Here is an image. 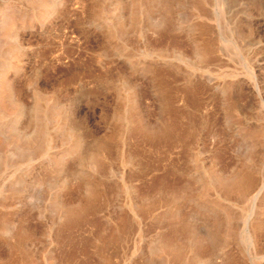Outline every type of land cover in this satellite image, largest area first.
Wrapping results in <instances>:
<instances>
[{
	"label": "rangeland",
	"instance_id": "374dc122",
	"mask_svg": "<svg viewBox=\"0 0 264 264\" xmlns=\"http://www.w3.org/2000/svg\"><path fill=\"white\" fill-rule=\"evenodd\" d=\"M58 1L0 0L15 28L0 87L31 105L18 117L0 101V132H32L34 91L85 119L107 157L100 174L55 164L69 144L46 146L53 124L33 153L0 136V264H264V0Z\"/></svg>",
	"mask_w": 264,
	"mask_h": 264
},
{
	"label": "bare ground",
	"instance_id": "6f19581e",
	"mask_svg": "<svg viewBox=\"0 0 264 264\" xmlns=\"http://www.w3.org/2000/svg\"><path fill=\"white\" fill-rule=\"evenodd\" d=\"M58 1V0H57ZM115 1V0H114ZM152 1V0H151ZM160 1V0H159ZM162 1V0H161ZM59 3H57V4H60V1H58ZM116 2H118V0H116ZM121 2V1H120ZM138 2H140V1H138ZM145 2V1H144ZM146 2H147V0H146ZM155 2V0L154 1H152V3H154ZM158 2V1H157ZM162 2H164V1H162ZM56 3V2H55ZM106 3V2H105ZM127 3V2H126ZM161 3V2H160ZM113 4V3H112ZM147 3H145V4H141V6L142 7H144V5H146ZM55 5V4H54ZM104 5H107V4H103V6ZM116 5L118 6L119 4L118 3H116ZM148 5H149V2H148ZM147 5V6H148ZM151 5H155V4H151ZM161 5H163V4H161ZM59 6V5H58ZM140 6V5H139ZM158 6H160V4L159 5H157L156 6V8H158ZM170 6V5H169ZM53 7V6H52ZM57 7V6H56ZM106 7V6H105ZM108 7V6H107ZM152 7V6H151ZM66 8H67V6H66ZM116 8V7H115ZM52 9V8H51ZM54 9V8H53ZM55 9H57V8H55ZM117 9H119V7H117ZM137 9V8H136ZM149 9V8H148ZM153 9V8H152ZM160 9V8H159ZM159 9H157V11L159 10ZM161 9H163L162 8V6H161ZM160 9V11H159V17H162V15L163 14H160L161 13V10ZM171 9V8H170ZM114 10V9H113ZM139 10V9H138ZM154 10V9H153ZM152 10V11H153ZM72 11V10H71ZM111 11V10H110ZM116 11V10H115ZM118 11V10H117ZM140 11V10H139ZM138 11V12H139ZM142 11L144 12L145 11V13H146V7L145 8H143L142 9ZM155 11V10H154ZM157 11H155V12H157ZM53 12H55V11H53ZM69 12V11H68ZM148 12V11H147ZM163 12V11H162ZM170 12V11H169ZM110 13V12H109ZM117 13V12H116ZM121 14V13H120ZM138 14V13H137ZM40 15V14H39ZM55 15H57V13L55 14ZM55 15H53L54 17H55ZM59 15V14H58ZM114 15H116V14H114ZM125 15V14H124ZM161 15V16H160ZM166 15H167V12H166ZM52 16V15H51ZM50 16V17H51ZM142 16H144V15H141V18H142ZM156 16V15H155ZM173 16V15H172ZM171 16V17H172ZM115 17V16H114ZM119 16H117V18H118ZM139 17H140V15H139ZM153 17V16H152ZM157 17V16H156ZM170 17V16H169ZM56 18V17H55ZM116 18V17H115ZM128 18V17H127ZM135 18V17H134ZM134 18H132V19H134ZM52 19H54L53 17H52ZM122 19L124 20L125 18H123L122 17ZM121 19V20H122ZM159 19L160 18H158V20H157V22H156V24H161L160 22H161V19H160V22H158L159 21ZM164 19H168L166 16H164L163 17V20L162 21H164ZM127 20V19H126ZM131 21V20H130ZM129 21V22H130ZM167 21V20H166ZM165 21V22H166ZM168 21H170L169 19H168ZM112 22V21H111ZM118 22V21H117ZM127 22H128V20H127ZM113 23H115V22H113ZM134 23V22H133ZM136 23V22H135ZM164 23V22H163ZM22 24V23H21ZM109 24V23H108ZM119 24V23H118ZM122 25V24H121ZM124 25V24H123ZM127 25V24H126ZM135 25V24H134ZM133 25V26H134ZM92 26V25H91ZM98 26V25H97ZM100 26V25H99ZM108 26V25H107ZM116 26H120V24L119 25H116ZM130 26V25H129ZM14 27V25L11 23V21H9L8 19H6L5 17L4 18H1V20H0V38L1 39H3V40H5L6 39V36L8 35V33H10L11 32V30L12 29H15V28H13ZM31 27V26H30ZM42 27V26H41ZM57 27V26H56ZM112 27V26H111ZM21 28V27H20ZM29 27L26 25V24H24L23 26H22V31L24 32L26 29H28ZM89 28V27H88ZM92 28V27H91ZM94 28H96V27H94ZM98 29H99V27H97ZM106 28V27H105ZM117 28V27H116ZM122 28H124V26L122 27ZM30 29V28H29ZM90 29V28H89ZM93 29V28H92ZM17 30V29H16ZM15 30V31H16ZM31 30V29H30ZM86 30V29H85ZM102 30H104V29H102ZM107 30H109V29H107ZM112 30V29H111ZM125 30H126V26H125ZM59 31V30H58ZM84 31V30H83ZM87 31V30H86ZM97 31V30H96ZM113 31V30H112ZM117 31V30H116ZM27 32H29V31H27ZM89 32V31H88ZM87 32V33H88ZM90 32H91V30H90ZM102 32V31H101ZM105 32V31H104ZM118 32V31H117ZM13 34L14 33H17V31L16 32H12ZM20 33V32H19ZM45 32L43 31V34H44ZM85 33V32H84ZM84 33H83V35H84ZM86 33V34H87ZM93 33V32H92ZM110 33H112L111 31H110ZM109 33V34H110ZM114 33H116V32H114L113 31V34ZM23 34V33H22ZM91 34V33H90ZM89 34V35H90ZM99 34V33H98ZM107 34H108V31H107ZM107 34H105V35H107ZM109 34H108V36H109ZM10 35V34H9ZM103 35H104V33H103ZM111 35V34H110ZM117 35V34H116ZM115 35V36H116ZM112 36V35H111ZM21 36L17 33L16 34V36L14 37L15 39H14V41L17 43L18 42V40H19V38H20ZM24 37V36H23ZM107 37V36H106ZM110 37V36H109ZM73 38V37H72ZM104 38V37H103ZM102 38V39H103ZM115 39V38H114ZM74 40V39H73ZM72 40V41H73ZM121 40V39H120ZM20 41H21V39H20ZM72 41H71V43H72ZM104 41H106L105 39H104ZM117 41V40H116ZM115 41V42H116ZM201 42H202V40H200ZM74 42V41H73ZM100 42V41H99ZM102 42H103V40H102ZM101 42V43H102ZM204 42V41H203ZM21 43V42H20ZM107 43V42H106ZM121 43V42H120ZM199 43V45L201 44L200 42H198ZM17 44H19V43H17ZM64 44V43H63ZM103 44H105V42L103 43ZM117 44H119V43H117ZM20 45V44H19ZM98 45H99V43H98ZM106 45V44H105ZM114 45H116V44H114ZM123 45V44H122ZM121 45V46H122ZM198 46V45H197ZM64 47H66V46H64ZM100 47V46H99ZM102 47V46H101ZM115 47V46H114ZM114 47H112V48H114ZM200 47H202V44H201V46ZM200 47H198V48H200ZM205 46H203V48H204ZM18 48V47H17ZM22 48V47H21ZM121 48V47H120ZM203 48H201V49H203ZM66 49V48H65ZM70 49V48H69ZM100 49V48H99ZM103 49V48H102ZM101 49V50H102ZM115 49V48H114ZM113 49V50H114ZM123 49V48H122ZM201 49H199L197 52H196V54H195V56L197 55V62H199V63H204V60H205V57H204V53H203V50H201ZM21 50V49H20ZM63 50V49H62ZM71 50H72V48H71ZM70 50V51H71ZM64 51H66V50H64ZM119 51V50H118ZM120 51H121V49H120ZM123 51V50H122ZM63 52V51H62ZM62 52H60V53H62ZM114 52V51H113ZM66 53V52H65ZM100 53V52H99ZM99 53H98V56H99ZM118 53V52H117ZM180 53V52H179ZM60 55V54H59ZM61 55H64V53H62ZM103 55H105V54H103ZM113 55H116V54H113ZM119 55V54H118ZM123 55V54H122ZM125 55V54H124ZM58 56V55H57ZM65 56V55H64ZM117 56V55H116ZM60 57V56H59ZM58 57V59H61V58H59ZM101 57V56H100ZM99 57V58H100ZM107 57V56H106ZM119 57V56H118ZM125 57V56H124ZM150 57V56H149ZM181 57H185V56H181ZM103 58H105V56L103 57ZM155 59H156V57H154ZM163 58V57H162ZM108 59V58H107ZM123 59H125V58H123ZM102 60V63H103V59H100V60H98V62H100ZM156 60H159V58L158 59H156ZM104 61H106V60H104ZM164 61V60H163ZM132 62V61H131ZM134 62V61H133ZM156 62V61H155ZM160 62V61H159ZM177 62V61H176ZM184 63V62H183ZM190 63V62H189ZM97 64H99L100 65V63H97ZM181 64V63H180ZM187 66H188V64L187 63H185ZM132 65V64H131ZM134 65V64H133ZM137 65V64H136ZM156 65V64H155ZM168 65V64H167ZM166 65V66H167ZM192 65V64H191ZM195 65H196V61H195ZM201 65V64H200ZM128 66H130V65H128ZM138 66V65H137ZM153 66V65H152ZM158 66V65H157ZM194 66V65H193ZM131 67V66H130ZM134 67V66H133ZM136 67V66H135ZM153 67H155V66H153ZM202 67V66H201ZM120 68V67H119ZM189 68H190V66H189ZM128 69V68H127ZM132 69V68H131ZM134 69V73H135V68H133ZM139 69H140V67H139ZM19 70V69H18ZM122 70V69H121ZM129 70H130V68H129ZM137 70V69H136ZM191 70V69H190ZM194 70H196V69H194L193 67H192V71L191 72H193ZM9 71V70H8ZM149 71V70H148ZM21 72V71H20ZM119 72V71H118ZM130 72H132V70L130 71ZM129 72V73H130ZM188 72V71H187ZM113 73V72H112ZM149 73H151V72H149ZM131 74V73H130ZM137 74V73H136ZM190 74V73H189ZM194 74V73H193ZM18 75H19V73H18ZM102 75V74H101ZM138 75H140L139 73H138ZM199 75H201V74H199ZM198 75V76H199ZM15 76V75H14ZM134 76V75H133ZM142 76H143V74H142ZM191 76H193L192 74H191ZM3 77H5V76H3ZM23 77V76H22ZM24 78V77H23ZM198 78H200V77H198ZM5 79V78H4ZM124 79V78H123ZM6 80V79H5ZM9 81V80H8ZM7 81V82H8ZM35 81H37V80H35ZM11 82V81H10ZM22 83V82H21ZM30 83V82H29ZM101 83V82H100ZM0 84L2 85V82H0ZM8 84V83H7ZM28 84V83H27ZM91 84V83H90ZM10 85V84H9ZM20 85V84H19ZM30 86H31V84H29ZM36 85V84H35ZM84 85V84H83ZM103 85V84H102ZM8 86V85H7ZM7 86H5V88H3L4 86H2V87H0V101H3L4 99H6V101L8 102V103H10L11 105L13 104L14 106H15V108L17 109V116L18 117H20V116H22L23 115V111H24V109H25V107H27L26 105H28V104H25V105H19V104H17V102H18V97L20 96V94H18V93H16V96H15V93L13 92V90H11V88H7ZM81 86V85H80ZM104 86V85H103ZM25 87V86H24ZM36 87V86H35ZM82 87V86H81ZM85 87V86H84ZM96 86H94V88H95ZM85 88H87V87H85ZM85 88H81V90L83 89H85ZM93 88V87H92ZM91 88V89H92ZM97 88V87H96ZM15 89V88H14ZM19 89H21V88H19ZM23 89H25V88H23ZM23 89L21 90V93H22V91H23ZM38 89V88H37ZM40 89V88H39ZM91 89L89 90V89H86L85 91L88 93V90H89V92H91ZM101 89V88H100ZM18 90V89H17ZM30 90H33V88L32 89H30ZM92 90H94V89H92ZM14 91H16V90H14ZM20 91V90H19ZM41 91V90H40ZM39 91V92H40ZM16 92H18V91H16ZM32 92H34V91H32ZM31 92V102H32V112H34V113H32L33 114V118H34V120H32V121H34L35 122V126H34V129L32 130V132L28 135V134H26V133H24V132H19V131H17V128L15 129V127L13 128V124H11V125H9V129L7 130V132H5L4 134H1V132H0V136H1V139H4V141L7 139L8 141H10V144L12 145V148L14 149L13 150V152H14V155H20V153H22V152H24V151H28V152H32V151H35V149L39 146L38 145V141L40 140L39 138L41 137V138H44V135H45V133H46V131H49L50 130V128L52 127V124L54 125L51 129H52V131H53V134H52V138L50 139H47L46 141H47V144H46V146L48 147V144L50 143L51 145L50 146H52V143H55L54 142V138H56V136H64V138H65V140H67L68 141V144L69 145H67L68 146V148H67V151H66V153L60 158V159H58L56 162H55V164H58V163H60V162H63V160L65 159V158H68V157H70L71 159L73 158V157H75L76 159L78 158V160L79 161H81L82 159L84 160V161H86L87 163H88V165H89V168L91 169V171L95 174H100V172L103 170L102 169V166H103V162H104V160H105V158L107 157L106 156V153H107V149H106V147H107V143H105L104 141V143H102V138H101V140H100V138H98V136H97V132H94V129L92 130L91 128H90V126H88V124L85 122V119H80L78 116H76L75 114H71V115H66V114H63L62 113V111H61V109H59L58 108V106L60 107V105H58L57 106V104L58 103H56V101L54 100V99H50V98H46L47 97V95L48 94H46L45 93V98L46 99H44L45 101H46V103H44V104H46V106H45V109H41V107L42 106H40V101H39V97L41 96L38 92V94L40 95H38V94H33ZM42 92V91H41ZM85 92V93H86ZM24 93V92H23ZM27 94V93H26ZM30 94V93H29ZM33 94V95H32ZM43 94V93H42ZM89 94V93H88ZM17 95H19V96H17ZM28 95V94H27ZM39 97H38V96ZM25 95H23V97H24ZM29 96V97H30ZM20 97H22V96H20ZM26 98H28L27 96H26ZM26 98H24V99H26ZM56 98V97H55ZM20 100H21V98H19ZM29 99V98H28ZM76 100V99H75ZM23 101V100H22ZM25 101H30V100H25ZM24 102V101H23ZM41 102H42V100H41ZM18 103H22L21 101L20 102H18ZM28 103V102H27ZM72 103H74V101L72 102ZM42 104V103H41ZM59 104H61V106H63L62 105V103L60 102ZM77 104V103H76ZM132 104V103H131ZM29 105H30V103H29ZM28 105V106H29ZM43 105V104H42ZM3 106H4V103H3ZM6 106V105H5ZM4 106V107H5ZM31 106V105H30ZM29 106V107H30ZM78 106V105H77ZM132 106V105H131ZM8 107V106H7ZM75 107V106H74ZM28 108V107H27ZM47 108V109H46ZM65 108V107H64ZM69 108V107H68ZM76 108V107H75ZM74 108V109H75ZM1 109V108H0ZM66 109V108H65ZM71 109V108H70ZM73 110V109H72ZM26 112H29V110L28 111H26ZM73 112V111H72ZM15 113H16V111H15ZM65 113V112H64ZM70 113V112H69ZM31 114V113H30ZM77 114V113H76ZM24 116V115H23ZM22 116V117H23ZM9 117V116H8ZM16 117V116H15ZM79 118V120L77 121V119L76 118ZM2 118H4V116L2 115V114H0V120L2 119ZM84 118H86V115H84ZM126 118H128V117H126ZM27 119H28V116H27ZM27 119H25V120H27ZM4 120H6V119H4ZM119 120V119H118ZM6 121H8V120H6ZM14 123V122H13ZM16 123V122H15ZM1 124H3V122H1ZM30 124V123H29ZM51 124V127L49 128V125ZM198 124V123H197ZM13 125V126H12ZM31 125V124H30ZM76 125H78L79 126V130H80V132H77V130H76V127H74V126H76ZM136 125V124H135ZM21 127V126H20ZM93 128V127H92ZM49 129V130H48ZM2 130H3V128H2ZM29 130V129H28ZM22 131V130H21ZM24 131V130H23ZM43 131V132H42ZM27 132V131H26ZM161 134H162V132H161ZM48 135H49V133H48ZM45 137H47V136H45ZM49 137V136H48ZM51 137V136H50ZM43 140V139H42ZM42 140H41V142H42ZM46 141H44V142H46ZM40 142V141H39ZM40 142V143H41ZM59 142H60V140H59ZM21 143V144H20ZM39 143V144H40ZM56 144V143H55ZM55 144H53V146L55 145ZM52 146V147H53ZM45 147V146H44ZM41 149V148H40ZM45 149H46V147H45ZM45 149H43V152H44V150ZM53 149V148H52ZM46 150H48V149H46ZM50 150H51V148H50ZM39 150H37L36 152H38ZM41 151V150H40ZM28 152H25V154L27 155V153ZM42 152V151H41ZM46 152V151H45ZM44 152V153H45ZM50 152V151H49ZM33 153V152H32ZM40 153V152H39ZM39 153H38V156H39ZM43 153V154H44ZM30 153H28V155H29ZM83 154H85L84 156H83ZM13 155V154H12ZM22 155V154H21ZM34 156H32L33 157V159H34V157H35V155L36 154H33ZM23 156V155H22ZM86 156V157H85ZM28 157V156H27ZM29 157H31L30 155H29ZM42 157V156H41ZM46 157V156H45ZM49 158H50V156H49ZM74 158V159H75ZM1 159V158H0ZM31 159V158H30ZM47 159V158H46ZM45 159V160H46ZM75 159V160H76ZM32 160V159H31ZM44 160V159H43ZM68 161V160H67ZM72 161V160H71ZM70 161V162H71ZM69 162V161H68ZM74 162V161H73ZM1 161H0V167L2 166L1 165ZM51 163V162H50ZM49 163V164H50ZM77 163V162H76ZM105 163V162H104ZM126 163V162H125ZM8 164V163H7ZM66 164V162L64 163V165ZM71 163H69V165H70ZM75 164V163H74ZM72 165V164H71ZM66 166V165H65ZM251 166V165H250ZM47 168V167H46ZM104 168V167H103ZM49 169H50V167H49ZM54 169V168H53ZM51 170V169H50ZM49 170V171H50ZM73 170V169H72ZM47 171V170H46ZM48 171V172H49ZM74 172V171H73ZM72 172V173H73ZM78 172V171H77ZM53 173V172H52ZM49 174V173H48ZM77 174V173H76ZM50 175V174H49ZM253 175V174H252ZM73 176V175H72ZM78 176H79V174H78ZM92 176V175H91ZM101 177V176H100ZM248 178H249V180H250V178H251V175H250V177L249 176H247ZM247 178V179H248ZM230 180V179H229ZM243 180V179H242ZM41 181V180H40ZM249 182V181H248ZM38 183L40 184V182L38 181ZM38 183H36V184H38ZM217 183H219V181L217 182ZM216 183V184H217ZM250 183H251V180H250ZM91 184H93V182L91 183ZM91 184L90 183H87V182H85V184H84V186H82V187H84V190H85V194H88V195H90L91 194ZM35 185V184H34ZM32 186V185H31ZM39 186V185H38ZM94 186V185H93ZM251 186V185H250ZM228 188V187H227ZM226 188V189H227ZM234 189V188H233ZM232 189V190H233ZM236 189V188H235ZM239 189V188H238ZM228 190H230V189H228ZM234 192V191H233ZM227 194H229V193H227ZM88 195H86V196H88ZM230 195V194H229ZM171 196V195H170ZM58 201V200H57ZM72 205H75V204H72ZM59 206V205H58ZM80 206V205H79ZM68 207V206H67ZM66 207V208H67ZM1 208V207H0ZM63 208V207H62ZM58 209V208H57ZM64 210V209H63ZM63 210H62V212H63ZM66 213V212H65ZM63 215V214H62ZM65 215V214H64ZM64 215H63V217H64ZM66 216V215H65ZM65 218V217H64ZM227 218V217H226ZM228 220V219H227ZM250 226V225H249ZM249 230V229H248ZM190 231V230H189ZM214 232V231H213ZM249 232V235H248V241H249V245L251 246V242L252 243H254L255 242V240H254V237H255V231L253 230V231H251V227H250V230L248 231ZM252 232V233H251ZM8 233H10V229H6V234H8ZM211 234H213V233H211ZM217 234V233H216ZM10 235V234H9ZM215 234H213V235H211L210 236V239L208 240L207 238V243H208V241H210V242H212V239H213V236H214ZM218 236V235H217ZM212 238V239H211ZM216 238V237H215ZM214 238V239H215ZM216 240V239H215ZM214 240V241H215ZM213 241V243H215ZM212 243V244H213ZM258 244V243H257ZM210 245H211V243H210ZM212 246V245H211ZM164 250L166 251V252H168L169 254H171V256H172V254H173V250L171 249V247H169V246H165L164 247ZM208 251V250H207ZM199 254V253H198ZM211 254V253H210ZM170 256V257H171ZM211 256V255H210ZM211 259H213V258H210V262H212L211 261ZM176 264H177V262H176Z\"/></svg>",
	"mask_w": 264,
	"mask_h": 264
}]
</instances>
